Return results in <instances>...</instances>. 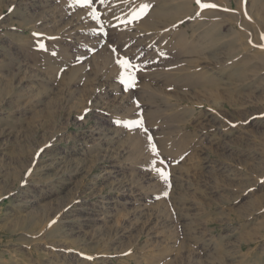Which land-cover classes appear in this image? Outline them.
I'll return each mask as SVG.
<instances>
[{"label":"rangeland","instance_id":"1","mask_svg":"<svg viewBox=\"0 0 264 264\" xmlns=\"http://www.w3.org/2000/svg\"><path fill=\"white\" fill-rule=\"evenodd\" d=\"M201 2L0 0V264H264V0Z\"/></svg>","mask_w":264,"mask_h":264},{"label":"snow or ice","instance_id":"2","mask_svg":"<svg viewBox=\"0 0 264 264\" xmlns=\"http://www.w3.org/2000/svg\"><path fill=\"white\" fill-rule=\"evenodd\" d=\"M105 2V0H100V3L103 4ZM197 4L199 5V7L201 9H204V8H208V7H217L215 4H211V3H202L201 0H196ZM75 3L77 4H80L82 6H85V7H88L90 6L92 3H93V0H75ZM148 7L149 5L148 4H143L140 8V11L139 13L137 14L136 16V19H140L143 17V15H146L147 14V10H148ZM95 14V13H94ZM199 14V13H198ZM129 23H131V21H129ZM262 39H264V37H262ZM264 46V45H262ZM40 47L43 48L44 45L43 44H40ZM130 127H137L139 126V124L137 122H132L130 125ZM154 150V149H153ZM161 175V177L163 179H167V176L166 174H164L163 172H160L159 173Z\"/></svg>","mask_w":264,"mask_h":264},{"label":"bare ground","instance_id":"3","mask_svg":"<svg viewBox=\"0 0 264 264\" xmlns=\"http://www.w3.org/2000/svg\"><path fill=\"white\" fill-rule=\"evenodd\" d=\"M161 14H159V13H156V16H160ZM204 38L208 41V40H212V38L211 37H205L204 36ZM214 41V40H213ZM182 41H180V42H178V43H176V45H178V46H180V45H182ZM188 49V50H187ZM186 50L187 51H189V50H192V49H194V50H192V52H197V49L196 48H192V47H189V48H187ZM190 52H187V54H189ZM120 71V70H119ZM117 72V70H115V73ZM119 74V73H118ZM118 74H117V76H118ZM229 76H230V74H229ZM226 77V76H225Z\"/></svg>","mask_w":264,"mask_h":264}]
</instances>
